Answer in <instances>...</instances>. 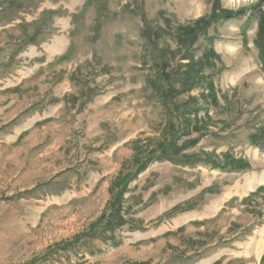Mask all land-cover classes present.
Segmentation results:
<instances>
[{
    "label": "rangeland",
    "instance_id": "rangeland-1",
    "mask_svg": "<svg viewBox=\"0 0 264 264\" xmlns=\"http://www.w3.org/2000/svg\"><path fill=\"white\" fill-rule=\"evenodd\" d=\"M220 1L248 10L220 62L165 99L160 52L215 0H0V264H264L260 0Z\"/></svg>",
    "mask_w": 264,
    "mask_h": 264
},
{
    "label": "trees",
    "instance_id": "trees-1",
    "mask_svg": "<svg viewBox=\"0 0 264 264\" xmlns=\"http://www.w3.org/2000/svg\"><path fill=\"white\" fill-rule=\"evenodd\" d=\"M248 10H238V11H227L221 10V1L215 0L213 10L209 17H202L198 19L194 25L180 26L177 28L176 42L178 49L176 51H170L169 49L163 50L160 52L159 59L162 61V70L158 77V86L162 88V94L165 99L174 97L176 91H173V88L170 87L172 84L179 83L181 86L182 93L189 91L191 88H197L199 83L205 79V73L207 71L215 69L217 62H220V56L213 49V43L215 38L209 36V30L218 24L229 22L235 19H238L246 15ZM251 13L249 18H254L257 22V33L254 40V45L259 51V60L261 63L262 71L264 72V0H260L255 6L251 8ZM168 27H171L170 22L165 20ZM161 33V34H160ZM167 32L160 30L155 35L156 37H161ZM202 38L207 40V45L200 48V43ZM247 46V41L244 42ZM203 52L201 56H197L198 51ZM179 58V64L177 69L172 72L170 64L172 60ZM166 81V86H160ZM164 87V88H163ZM212 93L214 92V84L209 83ZM169 88V89H167ZM179 95V94H177ZM214 102L217 103V98L215 93H213ZM250 144L261 152H264V128L256 130L249 137ZM162 154L168 156L169 151L173 152L178 156L177 151L171 150V148H165L162 145ZM205 165H210L213 169L226 168L229 166L231 170L242 171L249 168V164L243 160H229L227 166L218 165L215 162H203ZM220 168V169H221ZM127 183V178L124 180L123 185ZM264 190V187H260L255 193H260ZM118 200L115 201L117 203ZM124 220L122 221V223Z\"/></svg>",
    "mask_w": 264,
    "mask_h": 264
},
{
    "label": "crops",
    "instance_id": "crops-1",
    "mask_svg": "<svg viewBox=\"0 0 264 264\" xmlns=\"http://www.w3.org/2000/svg\"><path fill=\"white\" fill-rule=\"evenodd\" d=\"M20 90L18 87H2L0 88V100L4 101L6 98L5 96L8 94H17V92Z\"/></svg>",
    "mask_w": 264,
    "mask_h": 264
}]
</instances>
